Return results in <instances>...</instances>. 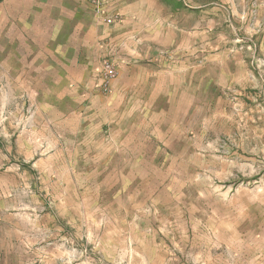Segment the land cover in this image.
Returning a JSON list of instances; mask_svg holds the SVG:
<instances>
[{"label": "rangeland", "instance_id": "1", "mask_svg": "<svg viewBox=\"0 0 264 264\" xmlns=\"http://www.w3.org/2000/svg\"><path fill=\"white\" fill-rule=\"evenodd\" d=\"M0 264H264V0H0Z\"/></svg>", "mask_w": 264, "mask_h": 264}, {"label": "built area", "instance_id": "2", "mask_svg": "<svg viewBox=\"0 0 264 264\" xmlns=\"http://www.w3.org/2000/svg\"><path fill=\"white\" fill-rule=\"evenodd\" d=\"M105 69H106V72L109 75V77H113L114 76V71H113V69H112V67L110 65H106Z\"/></svg>", "mask_w": 264, "mask_h": 264}]
</instances>
